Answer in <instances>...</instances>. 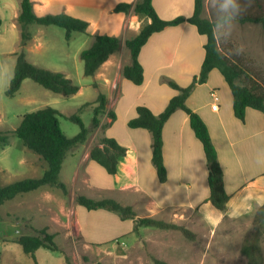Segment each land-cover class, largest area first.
<instances>
[{
  "label": "crops",
  "instance_id": "obj_1",
  "mask_svg": "<svg viewBox=\"0 0 264 264\" xmlns=\"http://www.w3.org/2000/svg\"><path fill=\"white\" fill-rule=\"evenodd\" d=\"M30 1L36 15L66 13L71 16L76 10V2H79L77 0ZM152 4L157 14L164 20L179 16L188 18L194 10L193 0H152ZM116 5L111 9L113 13H115ZM105 6L106 4L103 9H99L98 17L102 14L110 17L111 14L106 12ZM14 8L18 12V2ZM116 13H123L122 29L131 36L128 39L135 37L145 25L151 22V19L145 15H136L131 12ZM85 19L88 27L91 25L99 27V19L89 17ZM205 42L206 37L198 32L195 25L186 20L153 33L141 47L138 55L144 76L143 82L139 85L121 74L123 65L129 62L125 54L123 58L117 56L116 53H119L122 48L109 56L93 75L96 85H100L105 90V93H102L106 97L105 112L113 111L115 114V119L101 131V135L114 138L126 148V152L118 161L116 173L109 174L101 165L89 158V149L95 138L86 139L80 144L84 148L78 165L72 168L73 178L66 180L67 189L69 186H75L79 173L82 172L83 182H79L81 183L79 194L87 193L93 199L113 198L123 205L131 206L138 216H154L160 219L169 212H171L168 214L169 218L179 219V216L175 217L177 213L172 210L174 208H190L196 210L198 214L200 206L203 203H209L205 201L209 195V189L204 151L190 127L189 117L185 111L176 109L167 118L162 128V153L167 175L163 183L158 180L151 162L149 131L142 128L132 129L127 125L128 120L136 116L137 106H145L155 115L164 110L170 98L178 93V90L168 84L169 80L180 87H187L193 82L200 72L204 59ZM185 103L201 117L208 128L223 171L224 188L229 195L227 203H236V198L245 191L264 196V163H257V155L264 152V113L248 107L245 110L244 120L236 118L232 108V93L223 75L216 68L209 71L204 82L194 83ZM99 119L100 125L109 121L106 113L100 114ZM99 128L100 126L96 129ZM77 153L79 151L68 150L64 160L67 155L74 158ZM43 162L37 156L35 160L31 158L27 166L33 167L38 164L43 167ZM33 175L30 177H36ZM41 188L44 186L38 189ZM83 209V206L75 202L74 220L83 240L89 244H106L133 232L132 219L122 220L115 212L102 208L94 210L85 208L87 212H82ZM140 209L143 210L141 213L138 211ZM255 210L236 219L225 215L217 225L218 228L222 221L227 220L237 224L236 231L223 229L224 227L210 231L208 239L212 240L216 237V239L224 240L218 244L219 246L215 243L213 247L224 249V253L229 251L230 253L226 254L233 257V260L226 261L227 264H232L240 258L244 259L240 254V246L244 233L250 228ZM80 211L92 217V220L86 222V229L79 219ZM224 211L225 208L219 210L220 213L216 219ZM100 217L112 220L113 224L95 220ZM198 217L204 223L205 220L200 214ZM113 226H116L114 231L109 233ZM148 229L154 228L142 227L138 232ZM263 238L261 246L264 256ZM210 243L211 241L207 246ZM9 253L7 249L5 255ZM212 256L215 258L217 254ZM198 263L204 264V259L199 260Z\"/></svg>",
  "mask_w": 264,
  "mask_h": 264
},
{
  "label": "rangeland",
  "instance_id": "obj_2",
  "mask_svg": "<svg viewBox=\"0 0 264 264\" xmlns=\"http://www.w3.org/2000/svg\"><path fill=\"white\" fill-rule=\"evenodd\" d=\"M77 1L79 2H76V10L72 15L84 20H86L85 17L99 19L98 28L91 25L86 33L73 32L66 40L65 31L61 27L33 24L29 26L31 39L24 46L28 61L52 71L61 72L79 86L77 93L66 97L46 90L30 79H24L15 95L8 97L5 91L13 75L15 53L19 49L20 27L16 20L19 9L17 12L14 8L19 0H0L2 19L0 25V130H14L23 114L44 106H51L61 114L58 116L59 125L67 137H73L80 129L77 123L66 118L71 114H78L83 125L90 127L93 105L85 104L93 102L98 94L105 93V90L98 84L94 85L96 80L94 76L84 75L80 52L91 44L96 33H104L120 39V49H122L116 54L122 58L125 54V58L129 59V52L124 46V41L131 36L122 29L123 13H113L111 9L119 2L130 0ZM263 1L259 0L264 10ZM216 3L217 0H204L201 16L215 22L214 32L218 39L219 50L230 56L239 57L243 64L257 75V78L264 81L263 28L259 23L242 22L237 18L231 36H227L226 24L216 27ZM240 3L244 6L247 0H240ZM104 4H106V12L111 14L110 17L107 14L98 17L99 9H103ZM255 6L256 0H251L250 6L245 7L243 12L254 11ZM237 48L243 49L239 55L235 54ZM89 130L87 140H90V137L96 140L102 131L101 128L92 129L91 127ZM83 148L82 145L73 148L72 150L79 151V153L74 158L67 155L64 160L60 179L65 184L68 178H73L72 168L78 165ZM37 156L23 147L17 136L10 134L9 142L0 146V186L33 174H36L33 175L36 177L41 176L46 168L45 161L43 167L38 164L33 167L27 166L30 159L35 160ZM82 179L83 173L81 172L75 186H69L67 189V194H63L58 188L46 186L7 200L0 205V219H24L26 225L36 230L44 229L53 234V241L57 246L56 251L45 247L38 248L35 252L36 261H34L30 255L23 253L19 244L14 241L16 238L4 240L0 264H153L151 255L171 264H199L198 261L201 259H204V264H227V260H233V257L226 254L230 253L229 251L224 253V249L213 247L215 243L218 245L224 240L216 239V237L212 240L208 239L210 231L217 228V225H214L216 216L220 213L209 203H203L198 209V214L205 220L204 223L199 219L196 210L190 208L172 209L177 213L175 217L179 216V219L169 218L168 214L171 212L163 215L164 220H174L196 232V241L184 238L180 232L175 230L154 228L143 232H132L106 244L87 243L80 236L74 220L75 197L79 194ZM83 195L91 197L87 193ZM83 210L81 211L87 212L85 208ZM81 211L79 219L86 229V222L92 220V217ZM138 211L141 213L143 210ZM95 220L113 224V221L107 218L100 217ZM236 225V223L224 220L217 229L224 227L223 229L236 231ZM115 227L113 226L109 233H112ZM210 241V245L207 246ZM7 249L10 253L6 256ZM215 254L217 256L214 258L212 255ZM232 264H246V262L245 259L240 258Z\"/></svg>",
  "mask_w": 264,
  "mask_h": 264
},
{
  "label": "trees",
  "instance_id": "obj_3",
  "mask_svg": "<svg viewBox=\"0 0 264 264\" xmlns=\"http://www.w3.org/2000/svg\"><path fill=\"white\" fill-rule=\"evenodd\" d=\"M203 1L193 0L194 10L190 17L179 16L171 20H164L157 14L152 0H138L135 3L121 2L114 7V11L145 15L151 19V22L145 25L135 37L124 41V46L129 52V62L123 65L121 74L136 85L141 84L144 78L138 55L141 47L153 33L162 30L166 26L176 25L186 20L195 25L198 32L206 37L204 59L200 72L193 82L187 87H180L169 80L168 84L178 90V93L170 98L164 110L155 115L149 108L141 105L137 106L136 116L130 118L127 125L132 129L142 128L149 131L151 135V162L156 170L158 180L164 182L167 175L162 153V128L167 118L176 109L185 111L189 117L190 127L202 144L205 155L209 189V195L205 201L209 202L214 208L223 210L229 195L224 188L223 171L218 161L216 149L206 124L196 112L186 105L185 100L194 83L204 82L209 71L216 68L223 75L232 93L234 116L244 120L245 110L248 107L264 113V81H261L259 77L257 78V75L250 71L239 57L230 56L219 50L218 39L216 38L214 41L212 36L215 22L201 16ZM255 7L256 9L252 12H242L238 18L242 22L259 23L264 30V10L259 0H256ZM16 20L20 27L19 49L15 53L13 75L5 91L6 96L13 97L24 79H30L44 89L66 97L77 93L79 86L61 72L52 71L28 61L24 46L31 39L30 25L61 27L65 31V39L68 40L73 32L86 33L88 23L66 13L36 15L32 10L30 0H19V12ZM1 23L0 16V25ZM120 47L121 41L118 37L95 34L91 44L80 52L84 75L93 76L109 56L118 51ZM94 85L96 86V84ZM85 105H93V116L90 125L92 129L100 126L101 130H104L115 119L113 111L105 112L106 97L101 92L93 102ZM103 113H106L109 121L100 125L98 116ZM59 115L61 114L55 108L44 106L23 114L14 130H0V146L6 145L9 142V135L13 134L21 141L23 147L38 155L47 165L39 177H27L0 186V205L18 194L42 186L58 188L63 194L68 193L65 183L59 177L62 162L68 150L82 144L87 139L90 127L87 128L83 125L78 114H71L66 118L77 123L80 129L73 137H67L60 128ZM125 152L126 148L114 138L101 135L91 145L89 158L101 165L107 173L114 174L117 171L118 161L125 155ZM75 201L76 204L87 210L102 208L117 213L120 219H132V231L136 233L142 227H150L178 231L190 241L197 238L196 233L183 224L154 216H138L131 206L123 205L113 198L93 199L78 194ZM263 220L264 207L257 208L252 216L250 228L244 233L240 246V254L245 259L246 264H262L264 261L261 246L264 237ZM29 227L33 228L32 226ZM34 231L37 232L36 235L21 236L14 239V241L19 244L25 254L30 255L36 261L35 252L38 248L45 247L56 251L57 246L53 241V234L44 229H34ZM150 258L153 264H171L153 255Z\"/></svg>",
  "mask_w": 264,
  "mask_h": 264
},
{
  "label": "clouds",
  "instance_id": "obj_4",
  "mask_svg": "<svg viewBox=\"0 0 264 264\" xmlns=\"http://www.w3.org/2000/svg\"><path fill=\"white\" fill-rule=\"evenodd\" d=\"M251 0H247V3L242 6L240 0H217L216 12H217V23L216 27H221L224 24L227 25V36H231L235 21L245 10V7L250 6ZM215 41L216 33H212ZM243 51L242 48H237L235 54L239 55ZM257 163H264V152L257 155ZM264 207V196L256 195L250 192H242L236 198V203L229 202L225 205V211L222 212L219 218L216 219L215 225H218L225 215L231 219L243 217L247 214L252 213L255 208Z\"/></svg>",
  "mask_w": 264,
  "mask_h": 264
},
{
  "label": "water",
  "instance_id": "obj_5",
  "mask_svg": "<svg viewBox=\"0 0 264 264\" xmlns=\"http://www.w3.org/2000/svg\"><path fill=\"white\" fill-rule=\"evenodd\" d=\"M33 228L26 225L24 221L0 219V252L4 240L14 239L25 235H36Z\"/></svg>",
  "mask_w": 264,
  "mask_h": 264
},
{
  "label": "built area",
  "instance_id": "obj_6",
  "mask_svg": "<svg viewBox=\"0 0 264 264\" xmlns=\"http://www.w3.org/2000/svg\"><path fill=\"white\" fill-rule=\"evenodd\" d=\"M213 108H216L215 106H213Z\"/></svg>",
  "mask_w": 264,
  "mask_h": 264
}]
</instances>
